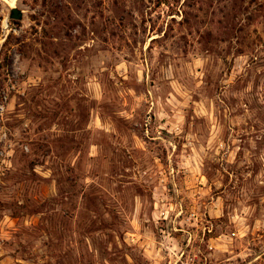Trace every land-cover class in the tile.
<instances>
[{
    "label": "rangeland",
    "instance_id": "obj_1",
    "mask_svg": "<svg viewBox=\"0 0 264 264\" xmlns=\"http://www.w3.org/2000/svg\"><path fill=\"white\" fill-rule=\"evenodd\" d=\"M3 51L0 264H264V0H0Z\"/></svg>",
    "mask_w": 264,
    "mask_h": 264
},
{
    "label": "trees",
    "instance_id": "obj_2",
    "mask_svg": "<svg viewBox=\"0 0 264 264\" xmlns=\"http://www.w3.org/2000/svg\"><path fill=\"white\" fill-rule=\"evenodd\" d=\"M12 20L18 21V20H15V19H12ZM8 41H9V39L6 41V43ZM2 54L3 55L5 54V56L3 57V61L1 63V65H0V68L4 69V68H6V67H8L10 65V58H9L8 54L5 53L4 51L2 52Z\"/></svg>",
    "mask_w": 264,
    "mask_h": 264
},
{
    "label": "water",
    "instance_id": "obj_3",
    "mask_svg": "<svg viewBox=\"0 0 264 264\" xmlns=\"http://www.w3.org/2000/svg\"><path fill=\"white\" fill-rule=\"evenodd\" d=\"M10 17H11V19L21 20L23 17V13L20 10H18L17 8H13L11 10V16Z\"/></svg>",
    "mask_w": 264,
    "mask_h": 264
}]
</instances>
